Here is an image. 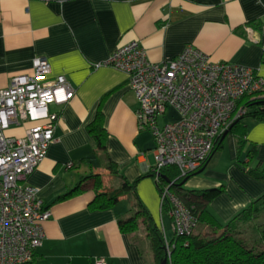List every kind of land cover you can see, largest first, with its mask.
<instances>
[{
  "label": "crops",
  "instance_id": "1",
  "mask_svg": "<svg viewBox=\"0 0 264 264\" xmlns=\"http://www.w3.org/2000/svg\"><path fill=\"white\" fill-rule=\"evenodd\" d=\"M135 39L152 62L172 59L192 45L214 62L249 66L264 80V0H0V88L14 76L31 74L34 60L45 57L50 78L64 75L76 90L68 103L53 107L61 114L55 140L25 181L38 189L51 213L33 264H98V259L152 264L145 229L129 233L118 225L134 212V191L112 208L93 210L94 174L101 175L105 191L124 179L136 183L135 192L166 240L174 239L172 217L162 209L151 175L156 164L152 133L140 128L139 103L127 75L104 64L119 45ZM98 112L105 151L89 132ZM177 117L169 109L162 122ZM29 125H13L6 134L21 137ZM224 140L203 171L183 186L184 191L223 189L207 204L222 225L217 233L264 194V183L244 168L264 167V122L247 120L240 154L232 132ZM213 230L205 224L195 234Z\"/></svg>",
  "mask_w": 264,
  "mask_h": 264
},
{
  "label": "built area",
  "instance_id": "2",
  "mask_svg": "<svg viewBox=\"0 0 264 264\" xmlns=\"http://www.w3.org/2000/svg\"><path fill=\"white\" fill-rule=\"evenodd\" d=\"M104 64L127 75L139 103L140 128L149 130L155 141L151 174L161 187V207L168 203L177 236L192 235L199 218L171 186L208 162L219 138L246 112L238 107L239 100L264 89L263 78L249 66L214 62L192 45L172 59L152 62L136 39L119 45ZM50 71L48 60L37 57L31 74L14 76L0 88V264L31 262L51 215L38 189L25 181L55 140L61 114L53 107L68 103L76 90L64 75L50 78ZM169 109L178 117L162 122ZM24 122L30 125L23 136L6 134ZM167 166H175L179 174L165 184ZM173 246L166 240L169 257ZM97 263L107 264L105 259Z\"/></svg>",
  "mask_w": 264,
  "mask_h": 264
},
{
  "label": "trees",
  "instance_id": "3",
  "mask_svg": "<svg viewBox=\"0 0 264 264\" xmlns=\"http://www.w3.org/2000/svg\"><path fill=\"white\" fill-rule=\"evenodd\" d=\"M238 107H244L246 112L232 124L230 132L235 136L238 154H240V150L244 147L247 139V120L264 122V89L251 95H244L239 100ZM89 132L96 140L98 149L105 151L106 130L100 112L97 113L96 119L89 126ZM223 143L224 139L221 136L216 143L214 152L219 150ZM251 154L250 152L249 156ZM106 161L107 167L113 170L115 165L108 156ZM241 163L244 164L238 159V164ZM206 164L207 162L200 169L205 168ZM244 168L250 175L264 183V167L249 168L245 166ZM178 174L175 166H167L163 169L165 177H162V182L166 184V179L175 180ZM92 177L95 179L96 195L89 206L93 210L112 208L128 192L134 191V212L128 218L119 219L118 225L123 232H133L138 228L139 220H142L146 227L149 247L153 257L152 264H160L166 257V238L161 227L155 222L153 216L135 192L136 183L131 184L124 179L119 187L105 191L101 190L104 183L101 175L94 174ZM186 178L176 179L171 189L188 206L193 207L199 221L205 222L214 230L212 234L207 235L193 233L189 236H177L175 234L174 239L171 241L174 246L168 264H264V221L260 224L256 223L253 232L254 238L242 237L243 232L239 228V223L255 221L264 214V194L227 223L223 231L217 233V229L221 228L222 225L208 211L207 204L223 189L211 188L184 191L183 186L186 183ZM157 187L160 190V185L157 184ZM70 194L67 193L61 196V199L70 196ZM168 209V203H166L164 210L168 211ZM34 259L27 264H33Z\"/></svg>",
  "mask_w": 264,
  "mask_h": 264
},
{
  "label": "rangeland",
  "instance_id": "4",
  "mask_svg": "<svg viewBox=\"0 0 264 264\" xmlns=\"http://www.w3.org/2000/svg\"><path fill=\"white\" fill-rule=\"evenodd\" d=\"M224 143H225V140H224ZM216 159H218L219 160V158H216ZM165 217H167L166 216V214H165ZM262 221H264V214L261 216V217H259V218H257L255 221H250V222H246V223H239V228L241 229V231L243 232V234L241 235L242 237H245V238H247V237H253V235H254V231H255V226H256V223H258V224H260ZM205 222H199L198 223V226H197V228L195 229V232L197 231V229L198 230H200V229H203V228H205ZM163 225V224H162ZM143 228L145 229V232H146V227H145V225L143 224V221L142 220H139V226H138V228L135 230V231H133V232H136V231H140V232H142L143 231ZM194 232V233H195ZM129 233H132V232H129ZM146 235H147V233H146ZM165 235H166V233H165ZM170 237H171V235H169ZM254 238V237H253ZM166 257L168 258V262L170 261V257H169V255H168V252H167V250H166ZM151 259H153V257H151Z\"/></svg>",
  "mask_w": 264,
  "mask_h": 264
},
{
  "label": "water",
  "instance_id": "5",
  "mask_svg": "<svg viewBox=\"0 0 264 264\" xmlns=\"http://www.w3.org/2000/svg\"><path fill=\"white\" fill-rule=\"evenodd\" d=\"M231 126H232V125H231ZM230 130H231V127H230L228 130H226V131L224 132V134L222 135V139L225 138V136L230 132ZM203 169H204V168L200 169L199 171H197V172L194 173V174H198V173L202 172ZM163 177H165V176L163 175ZM188 178H189V177H187L185 181H187ZM166 180L169 181V179H166ZM160 264H168V258L165 257V258L160 262Z\"/></svg>",
  "mask_w": 264,
  "mask_h": 264
}]
</instances>
